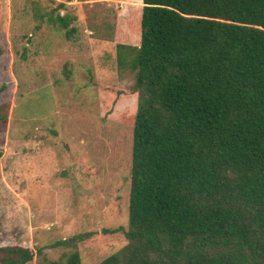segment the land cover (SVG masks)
<instances>
[{
  "label": "trees",
  "instance_id": "16d2710c",
  "mask_svg": "<svg viewBox=\"0 0 264 264\" xmlns=\"http://www.w3.org/2000/svg\"><path fill=\"white\" fill-rule=\"evenodd\" d=\"M139 11V44L117 45L136 96L127 226L104 231L125 243L97 264H264V0ZM40 18L72 30L67 14ZM90 236L55 242L71 249L57 260L0 244V264H82Z\"/></svg>",
  "mask_w": 264,
  "mask_h": 264
},
{
  "label": "rangeland",
  "instance_id": "374dc122",
  "mask_svg": "<svg viewBox=\"0 0 264 264\" xmlns=\"http://www.w3.org/2000/svg\"><path fill=\"white\" fill-rule=\"evenodd\" d=\"M141 5L0 0V244L57 260L71 249L51 245L91 234L77 248L97 264L125 243L104 231L127 226L136 96L117 45L139 44ZM47 12L74 17L70 33Z\"/></svg>",
  "mask_w": 264,
  "mask_h": 264
}]
</instances>
